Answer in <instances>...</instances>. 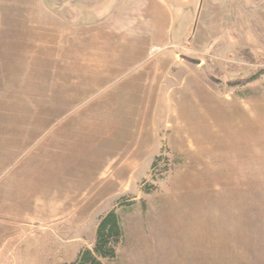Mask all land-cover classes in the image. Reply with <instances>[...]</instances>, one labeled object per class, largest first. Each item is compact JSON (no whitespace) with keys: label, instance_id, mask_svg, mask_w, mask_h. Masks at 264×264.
Here are the masks:
<instances>
[{"label":"rangeland","instance_id":"374dc122","mask_svg":"<svg viewBox=\"0 0 264 264\" xmlns=\"http://www.w3.org/2000/svg\"><path fill=\"white\" fill-rule=\"evenodd\" d=\"M40 2L0 0V25L9 8L36 9ZM49 2L58 7L51 18L61 19L62 33L77 39L89 37L79 27L85 8H93L88 23L95 26V44L85 57L101 60L109 50L115 57L132 53L134 60L82 109L67 112L0 182L2 193L17 178H37L25 168H40L35 173L49 187L35 195L43 199V212L26 213L28 231L11 242L20 260L13 264H24L25 257L41 264L49 254L54 259V231L77 250L61 264L75 262L82 249L95 248L101 218L119 205L128 238L120 260L107 264H264V0ZM114 40L121 44L110 45ZM14 44L0 41V75L17 65L40 66L41 48ZM55 65L69 69L68 63ZM108 127L131 139L128 147L141 139L152 150L140 173H110L109 184L103 175L120 154L117 137L90 175L92 150L105 141ZM50 142L60 154L45 152ZM61 170L69 176L55 193ZM93 177L87 190L68 191ZM76 193L86 195L78 205L71 200ZM58 261L57 253L45 262Z\"/></svg>","mask_w":264,"mask_h":264},{"label":"crops","instance_id":"0c3cea01","mask_svg":"<svg viewBox=\"0 0 264 264\" xmlns=\"http://www.w3.org/2000/svg\"><path fill=\"white\" fill-rule=\"evenodd\" d=\"M40 1V5L36 9L29 8V6L9 8L6 14L11 15L6 18V23L0 25V41L16 43L13 47L26 45L29 48L31 46L42 49L39 50L40 56H37L39 60L41 59L40 66L30 68L26 65H17L12 70L6 71V76L0 75V182L35 145L43 142L54 133L63 117L68 114L67 112L82 109L90 98L103 89V86L109 85L111 78H117L127 61L134 60L132 53L115 57L109 50H106V54L101 60L95 61V59L85 57L89 54L88 49L95 44V40H93L95 26L88 23L91 19L89 13L92 14L93 8H85L86 10L83 13L85 19H82L80 23L83 26L79 27L81 30L89 32V37L77 39L62 33L61 19H58V17L56 19L55 15L51 18V10L56 11L58 7H48L47 4H51L49 0ZM33 10L37 12H31ZM50 18L54 19V23H50ZM110 43H112L110 45L121 44L118 40ZM100 45L103 44L100 43ZM78 46L85 49L78 50ZM66 47L69 48L68 52H64L67 49ZM16 56L24 57V55ZM20 61L27 62L29 60L22 58ZM62 62L69 64L68 70L55 65ZM109 127L106 132L103 130L104 137L102 138L105 141L92 150L94 160L90 175H96L100 170L99 165L104 164L99 162L109 156L110 147H112L109 144L116 139L114 137L118 138L114 151L118 150L115 153L120 154L116 155L117 158L106 166L105 173L103 172L104 181H109L110 173L121 176L126 175V172L129 174L140 173L141 160L145 157L151 158L152 150L145 146L144 149L141 139H138L137 145L133 148L128 147L127 142L131 139L120 136L121 132L115 133ZM58 140V138H55L53 143L57 145L60 143ZM50 144L52 142L45 148V152L49 149L55 154H60L61 151L57 152L56 146H49ZM78 149V146L74 145L73 150L79 152ZM112 149L113 147L111 151ZM126 149H129L128 152H125ZM98 150H100V153H97ZM69 154L73 156L71 153ZM95 154L100 157L95 156ZM157 157L156 155L155 158ZM120 158H122V161L116 164V160H120ZM25 169L27 172L37 174H32L37 178L27 179L24 176L17 178L12 181L4 192L0 193V264H13L15 261H20L16 251L10 249L11 242L13 238L24 237L26 231H28V221H24L26 213L35 212L40 214L43 212L41 208L44 207L42 205L43 199H37L35 195L40 190L43 192L48 191L49 187H46L48 183L45 180H40L39 173H35L40 171V168ZM59 174L60 182L59 180L55 182V193L61 190L59 187L69 176L67 170H61ZM72 174L75 173L70 175ZM93 180L94 177L91 182L85 183V186H71L68 191H74L76 187L80 190H87V184H91ZM20 184L22 185L21 188L18 186ZM59 184L60 186H58ZM68 191L60 194L59 198H63L65 192ZM85 196L76 193L71 197V200L73 199V204L77 203L78 205L77 200H83ZM87 203L86 201L83 205ZM70 204L72 203L70 202ZM24 207H29V209L24 210ZM33 222H37V219ZM70 235L72 236V234ZM75 236L73 233L74 240L77 239ZM61 237V232L54 231L49 238L53 241L54 259L57 253L59 260L61 259L58 264H61L63 255L72 254V251L75 255L77 254V250L73 249L71 243L62 244ZM127 238L128 235L126 240ZM36 240L39 241L40 239L36 238ZM56 249L57 252H55ZM45 259L41 261V264H46L45 261L48 263L54 261L51 254ZM118 260H120V252ZM21 262L31 264L26 257ZM72 262L74 261H67L64 264Z\"/></svg>","mask_w":264,"mask_h":264},{"label":"trees","instance_id":"16d2710c","mask_svg":"<svg viewBox=\"0 0 264 264\" xmlns=\"http://www.w3.org/2000/svg\"><path fill=\"white\" fill-rule=\"evenodd\" d=\"M163 157L157 159L154 169L160 166ZM147 193H150L147 191ZM132 202L129 206H134ZM120 205L103 216L97 230V242L94 249H84L78 259L69 264H107L115 262L119 258L121 247L126 241L125 227L119 213Z\"/></svg>","mask_w":264,"mask_h":264}]
</instances>
